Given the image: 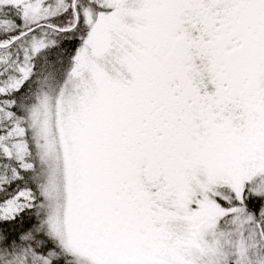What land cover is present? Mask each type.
Returning <instances> with one entry per match:
<instances>
[{"label": "snow or ice", "instance_id": "snow-or-ice-1", "mask_svg": "<svg viewBox=\"0 0 264 264\" xmlns=\"http://www.w3.org/2000/svg\"><path fill=\"white\" fill-rule=\"evenodd\" d=\"M0 264H264V0H0Z\"/></svg>", "mask_w": 264, "mask_h": 264}]
</instances>
